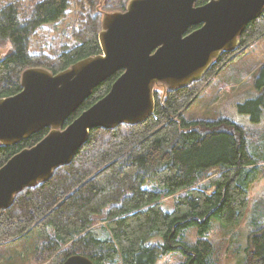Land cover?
Here are the masks:
<instances>
[{
	"label": "trees",
	"instance_id": "obj_1",
	"mask_svg": "<svg viewBox=\"0 0 264 264\" xmlns=\"http://www.w3.org/2000/svg\"><path fill=\"white\" fill-rule=\"evenodd\" d=\"M72 1L0 4V42L11 46L0 60V99L20 92L21 75L27 69L57 74L101 54L97 9L108 3L123 10L118 1L74 0L81 5L79 20L59 51L30 52L32 40L45 27L65 21ZM262 36L264 11L246 25L237 48L222 51L201 79L174 90L162 86L163 95L153 90L154 112L145 121L91 130L69 164L55 169L47 181L23 189L10 207L0 210V245L35 230L42 241L41 260H49L47 264H62L77 254L94 264H156L161 256L174 253L183 258L179 264H215L214 246L208 240L211 227L215 221L223 228L236 227L245 218L249 186L258 170L255 155L264 159V152L249 147L244 128L229 119L187 121L182 113L208 78ZM120 74L95 87L64 127L103 98ZM254 90L255 95L238 104L237 110L258 125L264 117V66L255 77ZM48 132L45 128L13 146L0 145V168ZM214 169L219 173L206 178ZM166 198L173 201L169 212L163 209ZM261 205L264 200L248 221L243 264H264ZM97 218L105 226L93 227ZM188 230L197 237L191 244L184 240ZM155 239L160 242L153 243Z\"/></svg>",
	"mask_w": 264,
	"mask_h": 264
},
{
	"label": "water",
	"instance_id": "obj_2",
	"mask_svg": "<svg viewBox=\"0 0 264 264\" xmlns=\"http://www.w3.org/2000/svg\"><path fill=\"white\" fill-rule=\"evenodd\" d=\"M197 1L129 0L125 12L103 16L100 55L57 74L41 68L22 73V90L0 99V144L13 146L50 130L0 168V210L69 164L91 130L145 121L154 112L156 85L174 90L201 79L222 51L237 48L246 25L264 11V0ZM118 71L109 92L62 129L92 90ZM62 264L94 263L77 254Z\"/></svg>",
	"mask_w": 264,
	"mask_h": 264
},
{
	"label": "rangeland",
	"instance_id": "obj_3",
	"mask_svg": "<svg viewBox=\"0 0 264 264\" xmlns=\"http://www.w3.org/2000/svg\"><path fill=\"white\" fill-rule=\"evenodd\" d=\"M10 1L12 0H0V4ZM79 1L83 4L85 0ZM104 1H118V3L124 4V8L123 10L117 9L115 8L116 5L112 6L108 3L105 7H101L100 4L97 9L100 16V31L103 16L125 12L129 2V0ZM80 12L81 5L78 6L76 1L73 0L65 21L57 27H45L41 34L32 40L30 52H37L39 48L44 50L52 48L58 52L62 43H65L66 38L71 35L76 26ZM10 49L11 46L8 43L0 42V60ZM262 66H264V36L251 43L243 54L224 66L214 77L208 78L201 87L197 98L182 113L183 117L187 121L203 122L216 121L222 118L229 119L244 128L249 147L253 146L255 151L264 152V117L260 124L254 125L248 115L240 114L237 110L238 104L245 103L248 98L250 99L255 95L254 80ZM155 89H158L163 95L162 85H156ZM258 156L260 155H255L259 161L256 164L258 170L249 186V208L245 218L238 226L230 228H223L215 221L208 234V240L214 246L215 264H243L244 262V250L247 245L246 239L249 231L248 221L254 208L260 201L264 200V159H260ZM261 157H264V155H261ZM218 173L219 171L214 169L206 175V178H213ZM207 180H204V182ZM172 205L173 201L171 199H163L164 211H171ZM260 207H264V205ZM101 225L105 226L101 218H97L93 227ZM196 238L194 230L184 232L186 242L191 244L195 242ZM152 242L157 243L160 240L155 239ZM41 245L42 241L36 231L32 230L27 236L0 245V264H47L49 260H41ZM182 260L181 255L174 253L161 256L156 264H179Z\"/></svg>",
	"mask_w": 264,
	"mask_h": 264
},
{
	"label": "flooded vegetation",
	"instance_id": "obj_4",
	"mask_svg": "<svg viewBox=\"0 0 264 264\" xmlns=\"http://www.w3.org/2000/svg\"><path fill=\"white\" fill-rule=\"evenodd\" d=\"M198 27H199V26H198ZM198 27H196L195 29H197ZM195 29H194V30H195ZM121 74H122V71H121ZM121 74H120V75H121ZM120 75H119V76H120ZM20 85H21V80H20ZM21 90H22V87H21ZM21 90H20V91H21ZM18 93H19V92H18ZM18 93H17V94H18ZM15 95H16V94H15ZM13 96H14V95H13ZM3 99H4V98H3ZM68 125H69V124H68ZM65 127H66V126H65ZM65 127H64V125H63L62 129H64ZM49 130H50V129H49ZM47 134H48V133H47ZM47 134H46V135H47ZM46 135H45V136H46ZM45 136H44V137H45ZM44 137H43V138H44ZM43 138H42V139H43ZM42 139H41V140H42ZM41 140H40V141H41ZM0 145H1V144H0ZM35 145H36V144H35ZM32 147H33V146H32ZM25 149H26V148H25ZM18 153H19V152H18ZM16 154H17V153H16ZM4 165H5V164H4ZM4 165H3V166H4Z\"/></svg>",
	"mask_w": 264,
	"mask_h": 264
}]
</instances>
